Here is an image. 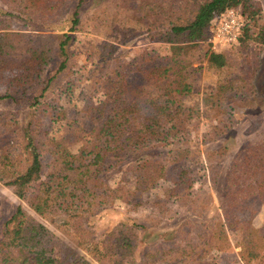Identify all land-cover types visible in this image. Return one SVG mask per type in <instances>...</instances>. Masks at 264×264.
Wrapping results in <instances>:
<instances>
[{
  "label": "trees",
  "instance_id": "16d2710c",
  "mask_svg": "<svg viewBox=\"0 0 264 264\" xmlns=\"http://www.w3.org/2000/svg\"><path fill=\"white\" fill-rule=\"evenodd\" d=\"M83 2L0 0V183L44 220L0 205V264H94L77 247L99 264H215L206 260L222 250L227 231L240 238L248 262L264 247L260 229L241 217L264 205V139L249 142L227 167L221 212L202 221L210 203L196 187L201 176L200 183L217 186L222 151L207 147L196 165L190 125L204 109L221 118L203 133L209 146L234 126L236 104L257 92L259 67L232 74L227 54L203 41L213 20L236 7L245 20L240 44L263 46L261 2L118 0L116 17L105 19L97 68L86 76L67 50L72 35L38 29L70 19L74 30ZM13 17L31 28L13 29ZM144 35L139 52L120 53ZM160 43L168 45L164 53ZM57 48L61 60L52 69ZM203 65L217 80L198 96L194 78ZM83 78L95 101L71 109ZM117 169L121 178L112 183L106 175ZM119 205H146L160 221L180 211L187 217L162 244L142 243L136 221L97 238L94 219Z\"/></svg>",
  "mask_w": 264,
  "mask_h": 264
},
{
  "label": "rangeland",
  "instance_id": "374dc122",
  "mask_svg": "<svg viewBox=\"0 0 264 264\" xmlns=\"http://www.w3.org/2000/svg\"><path fill=\"white\" fill-rule=\"evenodd\" d=\"M259 1L264 10V0ZM117 5L118 0H84L81 8L82 22L77 25L74 30H70L72 25L70 19L63 23H57L38 29L50 35L62 36L64 33L72 35L73 39H71L67 45V50L73 61L72 63L77 68L83 69V74L86 76L88 71L97 68L96 66L99 61L97 48L105 42V19L107 21H112L116 17L118 13ZM4 9H6V7L0 4V10ZM120 17L122 19L124 14ZM11 22L15 30H27L31 28L18 17H13V21ZM7 23L8 22H5L4 25ZM147 39L146 35L133 38L129 43L121 46L120 53L127 55L139 52L141 47L146 45ZM57 41H59V39ZM203 42L209 47V44L205 40ZM167 47L168 45L164 43L158 45V48L163 53L167 50ZM226 54L230 61V71L232 74L240 73L244 69L245 64L248 67L249 63L253 67H259V72L254 82L258 90L256 92L255 88V91L252 92L249 97H246L242 102L236 104L237 108L233 114L234 126L223 139L215 141L209 146L203 142V133L209 129L210 124L213 123V121L217 120V122H219L221 120V118H216L211 111L204 109L203 114L190 125L193 137V149L195 152L193 158L196 161L194 162L196 165H200L201 160L204 159V151L207 147L222 151V171L217 186L212 188L209 183H200L205 180V176H201L198 187H196L201 197L200 199L210 203L208 208L209 212L202 218V221H208L221 212V201L224 193V173L227 167L249 142L254 143L264 139V45L258 46L256 42L251 41L250 46L245 47V44L243 45L239 42V44L226 52ZM60 60L61 56L57 48L51 68L53 69ZM203 64L206 65L205 62ZM204 65L194 78L195 94L198 96L205 89L214 86L217 80V72L206 68ZM93 101H95V98L93 96L91 81L83 78L80 82L79 92L76 93L73 102L70 104V108L80 107L83 104ZM3 150L4 142L0 139V156ZM121 173L122 171L117 169L106 176L112 183H115L121 178ZM0 205L4 207V209L2 208L1 210L5 213L13 210L14 206H20L44 221L39 215L34 213L24 201L18 198L11 188L1 183ZM182 213L183 212L180 211V216L160 221L155 211L146 205H140L137 209L130 206L119 205L97 216L93 221V226L96 230L97 238H100L106 230L118 223H131L136 221L142 225L140 228L142 243L162 244L166 240V233L177 229L181 221L187 217V214L182 215ZM241 217L250 220L260 229L264 236V205L256 213L243 212ZM46 225L63 237V235L51 225L48 223H46ZM64 239L68 242L66 238ZM240 244V238L230 231H227V237L223 241L222 250L211 253L206 261L215 264H264V247L260 252L255 254L253 258L247 259V262L244 259ZM77 249L94 264H99L95 255H89L81 248L77 247Z\"/></svg>",
  "mask_w": 264,
  "mask_h": 264
},
{
  "label": "built area",
  "instance_id": "2783aa9c",
  "mask_svg": "<svg viewBox=\"0 0 264 264\" xmlns=\"http://www.w3.org/2000/svg\"><path fill=\"white\" fill-rule=\"evenodd\" d=\"M244 23L243 14L236 7H229L220 18L216 17L205 37L211 51L226 53L239 44Z\"/></svg>",
  "mask_w": 264,
  "mask_h": 264
}]
</instances>
